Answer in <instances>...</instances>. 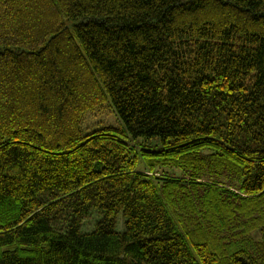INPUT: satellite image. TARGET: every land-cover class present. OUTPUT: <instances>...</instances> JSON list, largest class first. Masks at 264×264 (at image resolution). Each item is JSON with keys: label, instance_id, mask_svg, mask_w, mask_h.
<instances>
[{"label": "trees", "instance_id": "16d2710c", "mask_svg": "<svg viewBox=\"0 0 264 264\" xmlns=\"http://www.w3.org/2000/svg\"><path fill=\"white\" fill-rule=\"evenodd\" d=\"M0 264H264V0H0Z\"/></svg>", "mask_w": 264, "mask_h": 264}, {"label": "rangeland", "instance_id": "374dc122", "mask_svg": "<svg viewBox=\"0 0 264 264\" xmlns=\"http://www.w3.org/2000/svg\"><path fill=\"white\" fill-rule=\"evenodd\" d=\"M103 125H118V118L110 107L103 106L99 110L92 111L87 114L83 120V127L90 130L95 127ZM122 219L118 222V229H122ZM91 227L90 222L84 224V229H89Z\"/></svg>", "mask_w": 264, "mask_h": 264}]
</instances>
